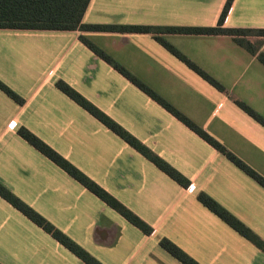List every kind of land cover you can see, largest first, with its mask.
<instances>
[{"label":"crops","instance_id":"crops-1","mask_svg":"<svg viewBox=\"0 0 264 264\" xmlns=\"http://www.w3.org/2000/svg\"><path fill=\"white\" fill-rule=\"evenodd\" d=\"M226 2L91 0L83 22L214 26ZM224 25L264 28V0H234ZM2 31L31 35L40 43L35 55L38 64L55 61V66L62 63L63 66L51 69L52 75L39 76V80L29 74L16 73L8 78L0 75L1 80L3 78L25 98L20 104L0 89V182L103 264H176L171 262L179 261L160 245L163 238L176 243L201 264H264V252L260 248L198 200L200 192L209 194L264 241V235L255 227V219L234 209L225 190L231 187L224 183L221 186L218 180V162L234 174L220 157L226 156L96 55L80 37H87L110 54L264 176V164L260 163L264 158L250 160L246 154L250 150L264 157V126L235 103V99H239L264 116V64L255 55L228 35L161 34L218 80L226 88L222 92L162 46L155 39V33L0 29V65ZM258 39V36L250 37L253 42ZM102 67L113 77L115 86L108 78H99ZM59 80H64L183 173L190 179V186L180 185L62 92L56 86ZM44 89L48 90L49 97L54 96L53 101H58V105L47 101L45 96L35 100L44 95ZM124 96L127 105L120 99ZM178 100L193 103L199 118ZM219 107V111L224 110L220 117L215 111ZM77 115L101 123L115 136L113 144L118 150L111 157L102 148L95 149L110 158L93 157L102 165L100 174L89 173L71 157L63 154L64 157L152 226L154 231L150 235L131 224L18 134L21 127L41 136L40 127L65 125L68 129L75 127L71 129L70 138L65 136L71 142ZM173 127H185L209 146H203L208 152L203 154L187 148V158L178 161V155L186 154V150L180 143L179 132L171 131ZM40 138L50 143L45 137ZM83 142L78 139L76 144L81 146ZM197 153L202 155L201 160ZM214 161L216 163L210 166ZM148 173L152 174L149 180ZM236 181L243 187L247 186L246 182L253 186L247 179ZM151 187L160 190L155 197L148 194ZM194 243H202V247L196 248ZM0 262L86 264L1 196Z\"/></svg>","mask_w":264,"mask_h":264},{"label":"trees","instance_id":"trees-1","mask_svg":"<svg viewBox=\"0 0 264 264\" xmlns=\"http://www.w3.org/2000/svg\"><path fill=\"white\" fill-rule=\"evenodd\" d=\"M90 1L91 0H0V29L155 33V39L162 46H164L170 53L184 62L190 69L195 71L204 80L222 92L226 91V88L218 80L201 68L196 62L190 59L177 47L171 44L161 34L178 33L193 35H228L251 54L255 55L258 60L264 64V51L262 50V45L264 43V28L228 27L224 25L226 16L234 0H227L220 15L219 21L214 26H148L85 23L83 22V18ZM251 36H258L260 39L253 42L250 40ZM80 39L96 55L114 67L118 72L124 75L142 91L148 94L152 99L162 105L167 111L172 113L186 126H188L206 142L212 145L216 150L226 156V158L233 162L237 167L243 170L251 178L256 180L262 187H264V176L259 174L204 128L178 110L172 103L158 94L144 81L131 73L110 54L105 52L87 37L81 35ZM56 86L180 185L185 188L190 186L191 181L189 178H187L183 173H181L165 159L152 151L148 146L143 144L140 140H138V138L127 131L123 126L112 119L108 114L89 101L85 96H83L64 80H59L56 83ZM0 89L18 103H24V98L1 79ZM235 103L252 118L264 126L263 115L239 99H235ZM18 134L42 154L52 160L56 165L66 171L71 177L90 190L94 195L99 197L111 208L120 213L131 224L139 228L142 232L150 235L154 231L153 227L150 226L146 221H144L141 217H139L136 213H134L131 209H129L126 205H124L121 201H119L116 197L100 186L96 181L90 178L76 165L62 156L58 151H56L31 130L26 127H21L18 130ZM0 196L7 200L12 206L22 212L38 226L43 228L46 232L51 234L52 237H54L73 254L83 260L86 264H103L88 251H86L82 246L71 239L68 235H66L63 231L58 229L41 213L14 194L2 182H0ZM198 200L264 252V241L213 197L205 192H200L198 194ZM160 245L172 257L176 258L182 264H201L168 238H163L160 241ZM0 264L2 263L0 262Z\"/></svg>","mask_w":264,"mask_h":264},{"label":"rangeland","instance_id":"rangeland-1","mask_svg":"<svg viewBox=\"0 0 264 264\" xmlns=\"http://www.w3.org/2000/svg\"><path fill=\"white\" fill-rule=\"evenodd\" d=\"M30 36L31 35H27V34H16V33H8L2 31V65H0L1 76L8 78L9 75L16 73L19 75L29 74V75H33V78L35 80H39V78L42 76L46 78L48 75H52L51 69L58 68L59 66H63V63L59 64V66L57 65L55 66V61L52 63H50L49 61L46 63L38 64L36 62L38 58L35 55H37L36 47H39L40 43L34 41L35 39H33V37ZM54 74H57V72H55ZM98 75L99 78H108L111 84L115 86L113 77L109 75V73L105 68L102 67L101 70L98 72ZM2 80L4 81L3 78ZM43 94L44 95L36 97L35 100H40L41 98H43V96H45L47 101L49 100L54 105H58V101H53L54 96L49 97V92L47 89H44ZM120 99L123 100V102H125L127 105L126 96ZM181 101L178 100V103H180L182 107H184L187 111L194 114L196 117L199 116V114L195 112L197 109L193 103L185 102L183 100ZM212 106H210L209 109H211ZM220 108L221 107L215 110L216 113L218 114L217 115L218 117H220L224 111L223 109L219 111ZM80 110L83 113V110L81 108ZM207 112L208 110H206V113ZM215 116L216 114L211 117L214 118ZM74 119H75L76 130L72 131V136H71V140H72L71 142L74 141L75 142L74 144H72L65 136L70 138L71 129L75 127L70 129H68L69 127L65 125L40 127V129H38V132L39 135L41 136L39 137H45L50 143H52L51 146L54 147L58 152H60L62 155L64 154L67 155L68 157H71L73 161L77 162L83 169L87 170L89 173L92 172V173L100 174L102 165L99 162L94 161L93 157L95 155H102L101 157H103L105 160H109L110 158L103 155L101 152L96 151L95 149L102 148L103 150H105L104 153L111 155V157L114 156V153L118 150V146H115L113 144L112 138L113 137L115 138V136L111 132L107 131L103 126H101V123L99 124L97 120L93 121L89 119L87 116L86 119H83L82 115H77ZM171 131L179 132L180 143L186 150V154L178 155L177 158L178 161L187 158V156L189 155L187 148L189 150L191 149L196 150L197 152L203 154L208 152L205 150L203 146L206 147L209 146L205 142H203L200 138H198L193 133H191L189 130L185 129V127H182L180 129H176L175 127H173L171 128ZM78 139H83L84 141L83 145L80 146L76 144ZM196 140H198L199 142ZM92 151L95 154H93ZM197 154L199 159L201 160L202 155L199 153ZM246 154L248 155L250 160L257 161L256 159L258 158H264L263 155L256 156L255 154L252 153V151L250 152V150H248ZM220 157L226 162V164H228L233 169L234 172V174H231V172L229 170H226L224 166L221 165L220 162L217 163L218 175H219L218 180L221 181V186L222 183H224L225 185L227 184L231 187V188L225 187V190L227 191V197H229L230 201L234 203L233 207L236 211L242 213L246 217H253V219H255L254 222L255 227L264 235V189L261 188L259 185H257L253 180H251L245 174H243L240 170L235 168V166L232 163H230L226 158H224L221 155ZM215 163L216 161H214L210 166L214 165ZM260 163L264 164V162L261 161ZM54 167L57 170H59L58 167H56L55 165ZM151 177L152 174L148 173L147 175L148 180ZM237 179L239 180L247 179L252 183L254 187L251 186L249 182H246L247 186L243 187L236 181ZM70 180L72 182H75L73 181V179ZM78 186L80 187L79 184ZM164 188L165 190H169L167 187ZM159 192L160 190L156 187H151L148 190L149 196H153V197H155ZM43 195L45 197L46 194ZM187 243L188 245L191 244L189 241ZM192 245L196 248L202 247V243L200 244L194 243ZM171 263L179 264V262L176 261Z\"/></svg>","mask_w":264,"mask_h":264}]
</instances>
